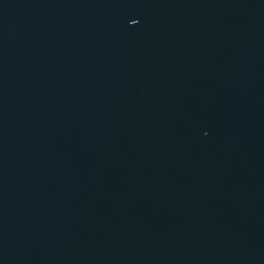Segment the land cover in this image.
Returning <instances> with one entry per match:
<instances>
[{
  "label": "water",
  "instance_id": "obj_1",
  "mask_svg": "<svg viewBox=\"0 0 264 264\" xmlns=\"http://www.w3.org/2000/svg\"><path fill=\"white\" fill-rule=\"evenodd\" d=\"M0 264H264V0H0Z\"/></svg>",
  "mask_w": 264,
  "mask_h": 264
}]
</instances>
